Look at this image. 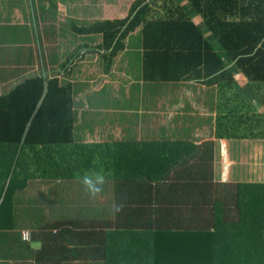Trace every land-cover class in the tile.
I'll return each mask as SVG.
<instances>
[{"label": "trees", "instance_id": "1", "mask_svg": "<svg viewBox=\"0 0 264 264\" xmlns=\"http://www.w3.org/2000/svg\"><path fill=\"white\" fill-rule=\"evenodd\" d=\"M72 27L102 36L93 48L108 69L139 30L137 77L206 84L216 114L187 108L175 138L85 142L72 81L45 67L24 76L0 92V229L30 176L36 264H264V181H214V141L183 137L208 125L218 139L264 140V0H134L125 17ZM96 174L92 193L82 178Z\"/></svg>", "mask_w": 264, "mask_h": 264}, {"label": "crops", "instance_id": "2", "mask_svg": "<svg viewBox=\"0 0 264 264\" xmlns=\"http://www.w3.org/2000/svg\"><path fill=\"white\" fill-rule=\"evenodd\" d=\"M133 1L0 0V92L24 76L35 71L40 73L44 67L50 77L54 72H61L64 75L71 71L70 80L76 85V88L74 87L75 94L77 100L80 101L78 136L85 142L111 141V138L121 140L127 138L129 134H131L130 137L133 136L137 139V136L142 134L141 131L135 130L134 134L131 133L132 129L129 131V128L133 126V114H135L136 122L141 126L148 124L154 112H157L156 110L158 112L159 110H172L175 115H179L190 106L184 95L191 89L199 88L196 91L201 92L200 87H204L202 90L204 106L212 109L209 99L206 101V98L210 97L206 84L198 83L196 89L192 87V82H189V85L181 82L177 83V86H171L175 83L152 86L154 83L143 82L140 76L137 77L142 55V40L139 30L131 34L130 46L118 53L109 69L108 62L100 58V52L93 48L94 45L102 41V36L79 34L73 29L76 36L72 40L69 37L67 30L72 25L83 26L87 22L98 19L112 20L125 17L129 13ZM199 19V17L195 18L197 21ZM133 45L136 46V59L132 57ZM119 56L124 58L125 76L122 81L117 82L114 74L122 70L120 66L122 60ZM42 57L44 63L43 67H40ZM132 85L139 87L134 91ZM173 88L179 94L176 95L174 91H171ZM164 97L173 99L172 109L163 108V105L158 106V99ZM114 102H118V105H115ZM133 105H136L137 108H134ZM190 109L192 113H201L197 106L190 107ZM201 110H205V107ZM85 111H91V113L89 112L91 115L87 114L86 117ZM102 113L110 115L111 121L107 122L108 125L104 124L103 118L101 119ZM200 115L203 117L202 114ZM208 115L210 114L206 116ZM117 126L121 128L123 138H113L111 132ZM207 126H193L191 129L187 128L186 133L188 136H196L193 140L197 143L206 140L214 141V181L225 182L233 186L240 181H264L253 177V171L258 164H243V157L237 155L239 142L251 139H218ZM181 127L184 128V126ZM159 128V134L150 132L149 135L165 137L167 131L162 130L165 127L160 126ZM179 132L180 127L171 131L168 136H181ZM209 133L210 139H204V137L210 136ZM219 157L225 164H219ZM27 179V187L20 188V191L14 194L17 197L13 198L12 211L15 220L12 226L0 229V264L37 263V252L42 242L27 241L22 236V232L26 229L30 230L32 234L37 231L34 214L37 208V193L33 188L37 186L38 180L30 176ZM4 183L5 168L0 164V186H3ZM1 192L0 202L4 197V190L1 189ZM72 195L77 199L80 194L72 192ZM98 197L101 200L104 199L100 193ZM117 212L123 213V209L120 208ZM15 237H22L24 241H27L21 250L14 247ZM11 249H13V253H11ZM61 253H63V241L61 242Z\"/></svg>", "mask_w": 264, "mask_h": 264}, {"label": "rangeland", "instance_id": "3", "mask_svg": "<svg viewBox=\"0 0 264 264\" xmlns=\"http://www.w3.org/2000/svg\"><path fill=\"white\" fill-rule=\"evenodd\" d=\"M69 37L71 38V40L73 38H75L76 34L73 31V27L70 26V29L67 30ZM133 59H136V46L133 45ZM119 58L122 60L121 63V67L122 70L120 72H117L116 74V80L117 82L122 81L123 80V76H125V71H124V63H123V56H119ZM41 64V62H40ZM71 71L64 73V77L66 78V80L71 81L70 79V75H71ZM74 85V83H73ZM74 87L76 88V85H74ZM139 86H135L133 85L132 88H136ZM74 88V90H76ZM204 87H200L201 92H197L196 90L199 89L197 88L196 90H189L187 91V93L184 95L187 99H188V104L190 105V107H195L197 106L199 109V112H201L200 114H202L203 116H206L207 114H216L215 110L209 109L208 107L204 106L205 101H204V92L202 93ZM216 88V87H215ZM182 90V89H181ZM186 91V90H184ZM125 93V90H124ZM172 94V93H171ZM176 94V93H175ZM202 94V95H201ZM210 94V91H209ZM177 95V94H176ZM77 96V95H76ZM209 99V97L206 98V101ZM158 106L163 105V108H169L172 109V107L174 106V102L173 99L170 98H160L158 99ZM115 105H118V102H114ZM87 106V104H85ZM134 108H137L136 105H133ZM140 106V105H139ZM138 106V107H139ZM205 107V110H201V108ZM162 108V107H161ZM157 112H154V115L150 118L148 124L141 126L140 124H138L136 122L135 119V114H133V128L132 130H140L142 134H140L139 136H137V139L139 140H145V139H158L157 137L153 138L149 135L150 132H154L155 134H159L160 133V126H164L165 128H168L166 135H170L171 131H173L174 129H177L182 125V113L181 115H175L174 112H172V110L166 111V110H156ZM189 112V111H188ZM199 114V113H198ZM91 115V114H90ZM103 118V119H102ZM101 119L104 120V124L108 125L107 122L111 121V117L108 113H102L101 114ZM101 120V121H102ZM103 122V121H102ZM114 124V122H113ZM103 125V126H105ZM208 127V126H207ZM111 128V127H110ZM82 132L83 129H82ZM210 132V130H209ZM113 134V138H123V133L121 132V128L119 126H117V128L115 130H113L111 132ZM210 135V133H209ZM188 134H184L183 137L187 138ZM177 137L176 135H173L172 138ZM210 136H206L204 137V139L208 138L210 139ZM189 138H196V136H189ZM136 139V138H135ZM113 139L111 138V141ZM109 141V142H111ZM239 147V153L237 155H241L243 157V164H258L257 167L254 169L253 171V177L255 179H259V180H264V140H248V141H241L238 144ZM225 157V156H224ZM219 164H225L224 161L219 157ZM37 188V187H36ZM34 188L33 190H35V192L37 193V198L40 197L41 193L37 192V189ZM39 193V194H38ZM27 244V241H24L22 239V237H15V248L21 250L23 248V246H25ZM21 246V247H20ZM11 253H13V249H11ZM8 253V254H11Z\"/></svg>", "mask_w": 264, "mask_h": 264}, {"label": "clouds", "instance_id": "4", "mask_svg": "<svg viewBox=\"0 0 264 264\" xmlns=\"http://www.w3.org/2000/svg\"><path fill=\"white\" fill-rule=\"evenodd\" d=\"M82 179L87 190L92 193L99 191L100 185L103 183V176L101 174H96L95 176L85 175Z\"/></svg>", "mask_w": 264, "mask_h": 264}, {"label": "built area", "instance_id": "5", "mask_svg": "<svg viewBox=\"0 0 264 264\" xmlns=\"http://www.w3.org/2000/svg\"><path fill=\"white\" fill-rule=\"evenodd\" d=\"M22 236L25 240H31V231L28 229L24 230Z\"/></svg>", "mask_w": 264, "mask_h": 264}]
</instances>
